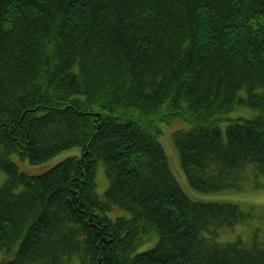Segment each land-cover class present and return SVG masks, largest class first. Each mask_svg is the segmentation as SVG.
<instances>
[{
	"label": "trees",
	"instance_id": "16d2710c",
	"mask_svg": "<svg viewBox=\"0 0 264 264\" xmlns=\"http://www.w3.org/2000/svg\"><path fill=\"white\" fill-rule=\"evenodd\" d=\"M0 53V78L11 73L25 96L29 79L35 100L68 101L69 91L89 111L73 105V124L46 121L61 130L47 139L29 132L30 117L16 123L21 93L0 92V159L8 164L0 264H74V256L84 264H264L260 227L249 241L220 238L252 211L233 199L191 196L241 190L248 174L264 175V0H0ZM76 57L96 82L93 94L88 82L84 94L66 85L59 97L40 89L49 87L52 69L66 83L63 61L70 67ZM95 100L105 116L95 115ZM236 106L256 113L216 115ZM192 108L214 112L219 124ZM181 117L188 125L173 131V142L191 191L160 139L163 126ZM71 128L77 145L67 140ZM4 129L13 137L2 136ZM75 146L79 155L39 176L10 165L15 152L39 164ZM101 165L109 180L104 193ZM117 208L125 212L113 217Z\"/></svg>",
	"mask_w": 264,
	"mask_h": 264
},
{
	"label": "bare ground",
	"instance_id": "6f19581e",
	"mask_svg": "<svg viewBox=\"0 0 264 264\" xmlns=\"http://www.w3.org/2000/svg\"><path fill=\"white\" fill-rule=\"evenodd\" d=\"M224 32H225L227 38H233L234 31L225 30ZM4 55H2V53H0V58H1L0 60L5 59ZM50 61L51 60H49V62ZM55 61H56V67H57L60 64L61 60L56 59ZM39 63H43V66L41 68H39L40 71H43L42 68L46 67V65H45L46 60H45L44 56L42 58H40V60L37 62V64H39ZM63 64H64V66H63L62 70L64 71V73H66V76H65L66 77V81H65L66 83L60 82V79H58V77L54 76V69H52L51 71H48V73H47V74H50L52 76L51 81L48 83L49 87L44 88V87H42L41 84H38L40 89L41 90L48 89V92L54 93L57 97H59L58 94H61L65 90H69V89L65 88L64 85H66L68 88H71L72 90L77 89L78 92H81L80 91L82 89L81 84L83 83V85H84V82H88L87 83V86H88L87 92H89L90 94H93L92 88H93V85L96 84V82L91 81L92 76L89 73L82 72V70H84V69L89 70L87 64L84 61L79 62V59L77 57L73 61H71L70 67H68V65L64 61H63ZM53 66H54V64H53ZM48 68H50L49 64H48ZM40 71H36L35 73L40 74ZM58 72H60V71H58ZM24 74L27 76L28 72L24 73ZM10 75H11V73L9 75L4 74L5 80L0 78V92H1V96L3 95V97L6 96L5 94H6L7 90H8L7 94H9L10 91L14 92V93L18 91L16 85L18 84L19 81H17V80L14 81L11 78H8ZM9 80L12 81L13 83H10ZM146 86H147V84H146ZM24 88H25L26 92L28 93V95L25 96V93L23 91H18L22 95V100L19 103H16L14 105V106H16V108H19V111L17 112V116L20 117L19 120H21L20 122L18 120V122H16V123H18V124L24 123L25 120L30 117L32 125L30 126L29 132H31L32 134H37L38 131H42V133H43L42 137L48 139L55 132H57V131L60 132L61 130L57 129L52 124H51L50 128H46L44 126V123L46 121L49 122V121H53L54 119H57L59 121H63V120L72 121V124H73L74 121H73V118L71 116L72 113L70 114V112L73 111V105L78 106V108L81 111H83L84 114H86V113L88 114V112H89L87 106H84L82 108L78 104V99L72 98L70 96L69 91H68V93H66V97L68 98L67 99L68 101H63L62 99L57 98L58 102H56L54 104H50L49 101H47L48 99L45 97H43V100H35L34 99V97L37 95V92L35 90L34 83H31L29 79L26 81ZM84 93H86V90L82 91L80 94H84ZM40 98L41 97L38 96V99H40ZM99 105L100 104H98V101L95 100V108H97V110H96V112H94V110H95L94 109V110H91V112H94L95 115H98L99 117H103L106 115L107 109L102 107V105H100V107H99ZM244 107L247 109H250V107H248V106H244ZM66 109L68 111H66ZM254 110H256V109H254ZM20 111H22V112H20ZM190 111H192V113H195L196 115H203V114L210 115V116L215 115L214 112L209 111L208 109H204L202 112H199L198 109L192 108V110H190ZM239 111H240V108L236 106V107H233L231 110L226 109V110L221 111L220 113H218L216 115H221L222 117L229 116L230 118H235V117L241 116V115H237V114L233 115L234 112H239ZM111 112H113V111H111ZM216 115L214 117L216 120V125H218L219 120H218V117ZM181 120L185 121L184 118H182V117H181ZM182 123L186 124L185 122H182ZM23 125L28 126V123H25ZM206 125L208 126L209 129H212V127L214 126V122L211 120H208ZM60 127L63 128V126L61 124H60ZM69 131L71 132L72 128H71V130L65 129V133H69L67 135V140L72 141L71 142V143H73L72 145H77V144H75L76 143V136H74L75 134L73 132L70 133ZM2 136L6 137V138L13 137V135L8 133L6 129L3 130ZM1 147H3L2 144H1ZM75 147L80 148V146H75ZM61 152L62 151H60L59 153H61ZM77 154L79 155L80 152H77ZM42 158L45 161H51L55 158V155L54 156L48 155V156H44ZM11 162L13 164H10V165H16L15 171L21 170V169H19L18 164H16V161L14 159H11ZM7 166H8L7 162L0 159V178L4 177L5 181L7 179V176H5V170L4 169H6ZM6 175H8L7 172H6ZM1 186H3V178H2V182L0 183V187ZM22 186H23V188H25V185L22 184ZM45 214H47V213H45ZM126 215L129 216L130 213L126 214ZM92 222L93 221H89V222L87 221L84 224V226L89 227L92 225ZM48 235H53V232L49 231ZM2 241H3V239H2ZM143 247H145V246H140V249ZM74 249L78 252H80L82 250V248L79 246H75ZM4 256H5V254H4ZM76 259H78V256H74L72 258V260H73L72 262H74ZM80 264H84V263H80Z\"/></svg>",
	"mask_w": 264,
	"mask_h": 264
},
{
	"label": "rangeland",
	"instance_id": "374dc122",
	"mask_svg": "<svg viewBox=\"0 0 264 264\" xmlns=\"http://www.w3.org/2000/svg\"><path fill=\"white\" fill-rule=\"evenodd\" d=\"M256 113V110L250 108L247 109L244 106H241L239 112H234L233 115H242V116H252ZM183 121L176 120L175 123L170 125H164V134L160 137L163 145L166 148V152L168 154V159L170 162V167L177 176V179L181 183V185L187 189L190 190L189 182L186 178V175L181 167V160L179 151L173 142V131H175L178 128H183L187 124H183ZM79 147H74L71 149H67L62 151L61 153L55 155V158L51 161H45L40 164H32L29 159L22 157V155L18 152H15L12 154V159L16 161V164H18L19 169L21 171L33 175V176H39L47 169L51 168L54 164L58 163L60 160L64 159L68 155L71 154H77V152H80ZM97 180L99 182V192L104 193L105 190H107L109 186V180L105 173V168H102V165L97 169ZM5 176L6 175L5 172ZM3 178V185L5 184L4 177ZM2 178H0V183L2 182ZM242 189H231L226 190L225 192H218L220 194H217L215 192L201 195L200 193H197L195 191H192L191 196L196 197H208V198H214L218 197L220 199H233L241 203L242 208L245 211H252L253 217L249 221H246L243 224L236 225L233 230L222 232L220 235V238L222 240H230L237 237H242L245 240H251L253 235L255 234L254 229L257 227H260V237L264 238V175H259L257 173H251L248 174V177L245 179V181L242 184ZM22 190V187L19 185L15 188V191L19 193ZM191 191V190H190ZM232 194V195H230ZM121 208H117L114 212H111V215L113 217H116L117 215L123 213ZM23 219V218H22ZM3 255V252H1ZM74 264H80L79 259H76L74 261Z\"/></svg>",
	"mask_w": 264,
	"mask_h": 264
}]
</instances>
